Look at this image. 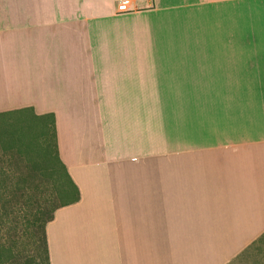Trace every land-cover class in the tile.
<instances>
[{"label":"crops","instance_id":"crops-1","mask_svg":"<svg viewBox=\"0 0 264 264\" xmlns=\"http://www.w3.org/2000/svg\"><path fill=\"white\" fill-rule=\"evenodd\" d=\"M127 2L0 0V114L80 195L50 264H264V0Z\"/></svg>","mask_w":264,"mask_h":264},{"label":"rangeland","instance_id":"rangeland-1","mask_svg":"<svg viewBox=\"0 0 264 264\" xmlns=\"http://www.w3.org/2000/svg\"><path fill=\"white\" fill-rule=\"evenodd\" d=\"M51 119H0V264H48L46 228L76 198L56 157Z\"/></svg>","mask_w":264,"mask_h":264},{"label":"trees","instance_id":"trees-1","mask_svg":"<svg viewBox=\"0 0 264 264\" xmlns=\"http://www.w3.org/2000/svg\"><path fill=\"white\" fill-rule=\"evenodd\" d=\"M25 113H32L33 116H35L36 118H41V119H47L48 118V119H51L52 134H53L54 142H55V146H56V157L58 159V162L60 164L61 169L64 171V174L66 176L68 184L70 185V187L76 193V198L72 202H70L69 204H73V203L77 202L79 200V196H80L79 195V190L76 187V185L73 183L72 179L70 178V176L68 174L66 166L62 163V161L60 160L59 155H58L57 130H56V123H55L54 115L53 114H48V115L39 116V115H37L35 113V111L32 108H22V109H18V110L2 113V114H0V119L11 118V117H13L15 115H23ZM69 204H66V205H69ZM66 205H64V206H66ZM46 248H47V263L50 264L49 250H48V245H47V237H46Z\"/></svg>","mask_w":264,"mask_h":264},{"label":"built area","instance_id":"built-area-1","mask_svg":"<svg viewBox=\"0 0 264 264\" xmlns=\"http://www.w3.org/2000/svg\"><path fill=\"white\" fill-rule=\"evenodd\" d=\"M118 3V13H127L131 11L130 7L128 6L127 0H118Z\"/></svg>","mask_w":264,"mask_h":264}]
</instances>
